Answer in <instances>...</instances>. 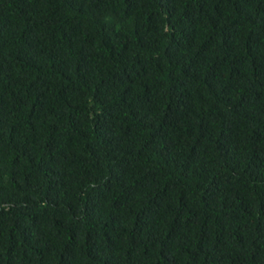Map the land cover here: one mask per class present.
Returning <instances> with one entry per match:
<instances>
[{
  "label": "trees",
  "instance_id": "trees-1",
  "mask_svg": "<svg viewBox=\"0 0 264 264\" xmlns=\"http://www.w3.org/2000/svg\"><path fill=\"white\" fill-rule=\"evenodd\" d=\"M0 264H264V0H0Z\"/></svg>",
  "mask_w": 264,
  "mask_h": 264
}]
</instances>
